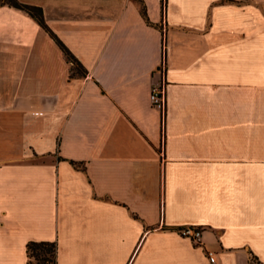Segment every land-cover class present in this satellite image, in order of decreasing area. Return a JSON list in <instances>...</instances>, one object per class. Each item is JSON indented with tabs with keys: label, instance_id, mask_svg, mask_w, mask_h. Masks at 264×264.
I'll use <instances>...</instances> for the list:
<instances>
[{
	"label": "crops",
	"instance_id": "crops-1",
	"mask_svg": "<svg viewBox=\"0 0 264 264\" xmlns=\"http://www.w3.org/2000/svg\"><path fill=\"white\" fill-rule=\"evenodd\" d=\"M18 1L86 74L0 4V264H264V0Z\"/></svg>",
	"mask_w": 264,
	"mask_h": 264
},
{
	"label": "trees",
	"instance_id": "trees-1",
	"mask_svg": "<svg viewBox=\"0 0 264 264\" xmlns=\"http://www.w3.org/2000/svg\"><path fill=\"white\" fill-rule=\"evenodd\" d=\"M162 1V0H161ZM1 5L22 10L32 17L49 35L55 40L61 51L64 53L67 61L70 63L69 76H85L86 70L69 49L61 42L56 35L50 30L46 24L41 7L24 4L18 0H0ZM141 14L146 18L145 8L141 5ZM77 167L83 169L80 162L71 161ZM56 246L53 242H29L27 244V253L30 258H33L36 264H54L55 263Z\"/></svg>",
	"mask_w": 264,
	"mask_h": 264
},
{
	"label": "built area",
	"instance_id": "built-area-1",
	"mask_svg": "<svg viewBox=\"0 0 264 264\" xmlns=\"http://www.w3.org/2000/svg\"><path fill=\"white\" fill-rule=\"evenodd\" d=\"M149 99L153 106L162 109L164 107L163 86L153 85L150 90ZM179 234L183 237L189 238L194 244H199L201 241L202 230L196 226H184L179 229ZM209 260L214 262L211 253H209Z\"/></svg>",
	"mask_w": 264,
	"mask_h": 264
}]
</instances>
